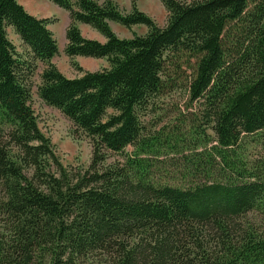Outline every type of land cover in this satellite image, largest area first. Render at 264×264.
I'll list each match as a JSON object with an SVG mask.
<instances>
[{
	"label": "trees",
	"instance_id": "16d2710c",
	"mask_svg": "<svg viewBox=\"0 0 264 264\" xmlns=\"http://www.w3.org/2000/svg\"><path fill=\"white\" fill-rule=\"evenodd\" d=\"M50 1L71 19L65 54L106 59L110 68L73 64L83 77L67 78L52 63L59 48L50 20L0 0V264H264V232L244 228L250 213L264 217V174L181 189L155 184L144 159L100 168L105 150L139 144L140 114L173 86L186 58L196 63L190 97L216 134L218 164L225 176L244 178L228 172L242 161L243 137L264 140V0H160L169 14L164 27L136 0L129 14L113 0ZM110 22L149 31L122 40ZM78 23L106 41L85 38ZM9 28L29 55L17 52ZM37 62L46 67L41 101L93 139L86 170L65 167L38 126L31 106Z\"/></svg>",
	"mask_w": 264,
	"mask_h": 264
},
{
	"label": "rangeland",
	"instance_id": "374dc122",
	"mask_svg": "<svg viewBox=\"0 0 264 264\" xmlns=\"http://www.w3.org/2000/svg\"><path fill=\"white\" fill-rule=\"evenodd\" d=\"M97 1L103 3L104 0ZM113 1L122 13L129 14L133 11L132 0ZM180 1L191 3L200 0ZM17 2L24 9L26 7L25 11L33 17L50 20L48 28L54 33L59 48V54L52 63L64 76L70 79L83 77V73L74 68L73 64H78L86 72H98L110 68L106 59L83 57L71 59L65 54L68 43L66 32L71 24L67 10L60 8L50 0H17ZM136 6L159 27L167 24L169 14L160 0H136ZM77 25L85 38H94L97 34L106 41L103 35L91 26L81 23ZM109 25L117 37L122 40H130L134 36L143 37L149 31L145 25L132 28H126L115 22H110ZM8 35L20 55L30 54L29 49L23 45L12 28L8 29ZM185 59L180 61L181 69L177 70V78L173 86L139 116L143 132L138 143L148 142L153 147L138 144L136 147L126 148L120 154L105 150L106 161L101 165V170L132 167L130 165L132 161L144 159L143 164L148 171L147 174L153 175L152 180L155 184L181 189H187L198 183L218 181L237 183L257 180L264 174V170L260 168L264 162L263 138L258 135L245 136L239 142L237 150L240 151L239 159L242 161L237 166L236 164L231 165L233 171H229L228 174L236 171L243 174L244 178L241 179L234 174L235 177L224 175L226 167L220 168L219 159L214 151V148L218 146L216 134L209 125L208 119L203 115L200 104L193 102L190 97L189 85L195 78L196 63L194 60H189V62ZM36 68L31 78V106L40 130L46 138L51 140L55 155L65 167L75 171L88 169L92 162L93 139L78 129L59 110L48 107L41 101L38 96V87L42 83L41 75L46 67L37 62ZM108 114L115 115L116 113L109 111ZM199 163L203 165L199 166ZM213 165H215L214 171ZM204 169L205 174H202ZM245 224L244 228L259 229L264 232V217L258 211L250 213L246 217Z\"/></svg>",
	"mask_w": 264,
	"mask_h": 264
},
{
	"label": "crops",
	"instance_id": "0c3cea01",
	"mask_svg": "<svg viewBox=\"0 0 264 264\" xmlns=\"http://www.w3.org/2000/svg\"><path fill=\"white\" fill-rule=\"evenodd\" d=\"M25 7V6H24ZM25 9H26V7H25ZM27 10V9H26ZM85 28H87V27H85ZM84 30V29H83ZM90 39H93V40H98V41H100V42H105V40L103 39V38H101V37H99L97 34H95V37L94 38H90Z\"/></svg>",
	"mask_w": 264,
	"mask_h": 264
},
{
	"label": "bare ground",
	"instance_id": "6f19581e",
	"mask_svg": "<svg viewBox=\"0 0 264 264\" xmlns=\"http://www.w3.org/2000/svg\"><path fill=\"white\" fill-rule=\"evenodd\" d=\"M54 34V33H53Z\"/></svg>",
	"mask_w": 264,
	"mask_h": 264
}]
</instances>
